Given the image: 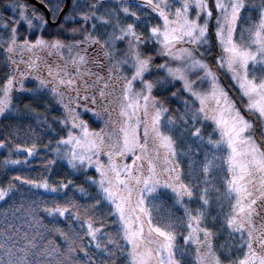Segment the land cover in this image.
Listing matches in <instances>:
<instances>
[{
    "label": "snow or ice",
    "instance_id": "1",
    "mask_svg": "<svg viewBox=\"0 0 264 264\" xmlns=\"http://www.w3.org/2000/svg\"><path fill=\"white\" fill-rule=\"evenodd\" d=\"M37 3L0 0V264H264V0Z\"/></svg>",
    "mask_w": 264,
    "mask_h": 264
},
{
    "label": "trees",
    "instance_id": "2",
    "mask_svg": "<svg viewBox=\"0 0 264 264\" xmlns=\"http://www.w3.org/2000/svg\"><path fill=\"white\" fill-rule=\"evenodd\" d=\"M6 15L8 14V13H5ZM225 83H228L226 80H225ZM17 102L18 103H28L29 101L27 100V99H24L23 97H18L17 98ZM38 111H40V112H43L44 111V109H43V107L41 106V107H38V109H37ZM56 113H52V115H55ZM85 118H87V117H85ZM29 123H32V121L31 120H29V121H26L25 122V127L27 126V124H29ZM90 123H91V121H90ZM34 126V125H33ZM94 126V125H93ZM23 135V134H22ZM45 142H46V140H45ZM3 150H0V152H2ZM39 163H40V161H39V158H37L35 161H34V164H35V166H39ZM38 173H35V172H33L32 173V175H37Z\"/></svg>",
    "mask_w": 264,
    "mask_h": 264
},
{
    "label": "water",
    "instance_id": "3",
    "mask_svg": "<svg viewBox=\"0 0 264 264\" xmlns=\"http://www.w3.org/2000/svg\"><path fill=\"white\" fill-rule=\"evenodd\" d=\"M31 3L35 4L36 6L42 8L38 3L37 0H30Z\"/></svg>",
    "mask_w": 264,
    "mask_h": 264
},
{
    "label": "rangeland",
    "instance_id": "4",
    "mask_svg": "<svg viewBox=\"0 0 264 264\" xmlns=\"http://www.w3.org/2000/svg\"><path fill=\"white\" fill-rule=\"evenodd\" d=\"M31 3V2H30ZM38 7V6H37ZM38 8H40V7H38ZM41 10H43L42 8H41ZM129 162H131V158H129Z\"/></svg>",
    "mask_w": 264,
    "mask_h": 264
}]
</instances>
